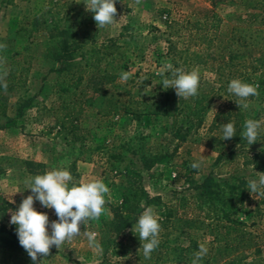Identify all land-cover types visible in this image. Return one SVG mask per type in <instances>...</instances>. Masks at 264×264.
<instances>
[{
  "label": "rangeland",
  "instance_id": "obj_1",
  "mask_svg": "<svg viewBox=\"0 0 264 264\" xmlns=\"http://www.w3.org/2000/svg\"><path fill=\"white\" fill-rule=\"evenodd\" d=\"M83 2L15 0L8 5L0 0V43L7 45L0 50V73L7 72L4 82H0V94L8 100L7 114L0 116V225L11 230V211L32 194L24 183L26 178L68 169L75 182L102 179L110 188L104 214L87 225L88 231L98 234L101 248H91L81 235L60 250L53 246L50 254L40 260L44 264H146L137 260L133 252L139 248L133 242L125 243L131 245L129 250H115L111 209L121 204L133 186H141L146 198H162L160 205L151 206L159 218L165 214V205L204 207L195 188L212 176L223 186L239 187L241 196L235 201L239 218L255 233L264 256V234L260 236L264 196L252 195L246 189L249 180L264 172L233 162L242 149L257 151L264 145H249L243 140L232 154L222 155L219 160L207 130L214 113L230 99L227 89L231 80L243 81L242 72L232 76L226 68L215 70L220 63L228 62L225 48L231 29L256 11L255 1L141 0L137 5L131 0L116 4L118 21L102 29ZM215 19L218 30L209 33L214 39L209 49V45L195 39L190 23ZM170 21L181 26L171 31L167 28ZM64 41L70 45L68 52H74L61 63L57 58L66 56ZM171 48L178 52L176 56L169 53ZM215 48L218 54H213ZM169 64L173 69L177 64L185 71L199 69L198 92H218L205 110L200 127L195 119L186 118L195 97L181 99L174 88L169 90L171 115L144 116L140 121L123 112L111 117L102 115L111 95L122 106L143 100L157 104L165 99L161 95L166 90L160 83L164 75H171ZM122 72H129L130 79L121 80ZM106 75L111 76L108 83L103 78ZM72 76H82L80 89L84 91L70 88L64 92L73 83ZM248 103L249 108L242 109L247 116H264V102ZM68 112L78 116L73 126L70 119H62ZM59 119L65 124L62 129ZM186 132V139L181 141ZM155 157L160 161L148 169ZM201 159L204 163L194 173L191 164ZM241 181L246 184L239 186ZM182 198L186 202L181 203ZM34 207L49 215L51 234V221L58 220L55 210L39 201ZM132 220L135 222L124 237L134 234L131 229L137 221L135 217ZM81 230H85L83 226ZM14 235L18 238L17 231ZM220 247L217 245L215 250L216 264L225 261Z\"/></svg>",
  "mask_w": 264,
  "mask_h": 264
},
{
  "label": "trees",
  "instance_id": "obj_2",
  "mask_svg": "<svg viewBox=\"0 0 264 264\" xmlns=\"http://www.w3.org/2000/svg\"><path fill=\"white\" fill-rule=\"evenodd\" d=\"M130 1L117 0L116 4H127ZM254 1L256 11L250 13L245 20L239 22L231 29L227 47L225 48L228 54V62L220 63L215 71H222V69L226 68L230 70V75L232 76L235 73L242 72L243 82L259 85V96L249 97L248 101L264 102V0ZM2 2L11 5L15 0H2ZM215 20L190 23L195 29V39L209 45V49L214 42V39L210 38L209 33L218 30V20ZM176 26L181 25L176 21L167 22V28L171 31ZM177 31L178 29L176 33H178ZM69 46L67 41L63 42L62 50L66 56H59L57 58L59 62L65 63L70 57H68L69 53L72 54L74 52H68ZM170 52L173 56L178 53L173 48L170 49ZM218 53L217 49L213 51V54ZM177 68H180L178 64ZM80 75H83V73H80ZM103 78L107 79L108 83L111 76L106 75ZM71 81L73 83H70L71 86H67L64 92H69L70 88L78 91L82 85V76H72ZM80 90L84 91L83 89ZM169 90L167 89L166 93L161 95V97L165 96V99L159 100L157 104H155L156 102L148 104L143 100V102L134 101L122 106L115 100V96L111 95V98L107 100L108 107L102 110V115L111 117L120 115L123 112L132 115L133 119L138 121L144 116L171 115L169 104L171 94ZM228 94L230 99L226 103L227 105L214 113L207 129L209 134L212 135L213 151L219 155V160L222 155L232 154L233 149L243 141L241 134L245 130L244 123L247 119L260 120L264 118L262 114H258L254 118L247 116L235 102L239 98L234 94ZM216 95H218L216 89H211L207 94L198 92V95L195 96V105L186 118L189 121L195 119V123H198V127H200L205 110L213 103ZM73 104L75 106L77 103ZM134 104H136V107ZM74 109L73 107L71 111ZM182 109L180 108V112ZM7 111L8 100L4 95L0 94V116H6ZM72 113L68 112L62 119L65 117L67 120L70 119L69 121H71L73 126L78 116ZM60 120L58 121L62 129L65 124ZM228 122L234 123L236 136L223 140L222 127L223 124ZM187 133L182 136L181 141L186 139ZM257 142L264 145V127L260 131ZM152 160V164L147 166L148 169L152 168L157 161H160V158L155 157ZM234 161L236 163L240 162L242 168L252 167L254 170L264 172V147L257 151L242 149L241 153L236 155ZM197 171V169H193L194 173H197ZM244 184H246L245 181H241L239 186ZM195 189L198 191L199 198L204 200V207L200 206L194 209L190 208L188 203L181 204L180 207L165 205V214L159 218V223L161 224L159 246L152 252L150 259H145L138 235L132 234L124 237L123 234L135 222L132 217H135V220L138 221L140 215L147 207L153 204L160 205L162 198H146L145 191L141 186H133L129 192L124 194L121 204L111 209L115 220L113 228L116 233L115 250L118 247L121 250L131 249L129 243L125 244L130 241L139 248V251H134L133 253L137 260L143 263L192 264L194 253L199 250V244L206 243L209 252L203 257L201 264H216L214 256L217 245L221 246L220 251L223 252L225 257L223 264H264L263 249L259 246L258 240L255 239V233L249 231V225L239 218V210L235 206V201L241 196L239 187L230 184L223 186L210 176ZM237 190L238 193L236 192ZM180 201L181 203L186 202L185 198L180 199ZM16 231L15 225L11 226V230L6 225H0V264H33L31 257L14 235ZM262 234H264V227L260 236Z\"/></svg>",
  "mask_w": 264,
  "mask_h": 264
},
{
  "label": "clouds",
  "instance_id": "obj_3",
  "mask_svg": "<svg viewBox=\"0 0 264 264\" xmlns=\"http://www.w3.org/2000/svg\"><path fill=\"white\" fill-rule=\"evenodd\" d=\"M135 2L139 5L141 0ZM83 3L86 5V10L94 14L93 18L99 29L114 25L118 21L117 0H84ZM6 47V44L0 43V50ZM167 67L171 76L164 75L160 83L165 90L174 88L176 94L185 100L198 95L201 80L199 69L193 68L190 71H185L183 68L173 69L170 64ZM6 76V71L0 73V82H4ZM120 79L127 81L130 79V73L122 72ZM3 87L7 89L6 82L3 83ZM258 88L259 85L233 79L227 91L239 98L235 102L240 109H248V98L259 96ZM262 127H264V118L247 119L241 137L252 145L258 141ZM222 133L223 140L236 136L234 123L223 124ZM203 163L202 159L197 160L191 164V167L200 169ZM24 183L32 194L22 200L17 210H10V223L16 226L19 243L31 257L33 264H44V260H40V257H47L53 246L60 250L65 244H71L81 235L87 238L91 248L97 250L101 248L98 234L88 231L87 225L104 214L105 205L110 200V188L102 179L75 182L68 169L58 168L26 178ZM246 189L252 195L264 196V173H260L256 179L249 180ZM36 201L48 209L55 210L58 220L51 221V234H49V215L34 207ZM81 226L85 230L82 231ZM131 231L138 235L141 241L144 258L150 259L152 252L159 246L161 232L159 216L154 207L149 206L143 211ZM208 252L207 244L200 243L199 250L194 253L192 264H201Z\"/></svg>",
  "mask_w": 264,
  "mask_h": 264
}]
</instances>
